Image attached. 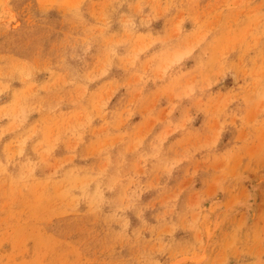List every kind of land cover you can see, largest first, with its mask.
I'll use <instances>...</instances> for the list:
<instances>
[{
	"label": "rangeland",
	"instance_id": "1",
	"mask_svg": "<svg viewBox=\"0 0 264 264\" xmlns=\"http://www.w3.org/2000/svg\"><path fill=\"white\" fill-rule=\"evenodd\" d=\"M0 264H264V0H0Z\"/></svg>",
	"mask_w": 264,
	"mask_h": 264
}]
</instances>
